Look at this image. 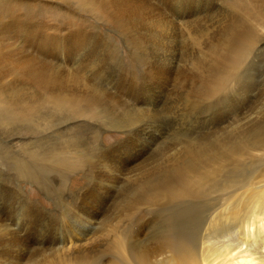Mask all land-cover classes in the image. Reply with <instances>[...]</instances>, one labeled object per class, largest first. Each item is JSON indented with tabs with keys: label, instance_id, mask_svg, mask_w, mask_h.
<instances>
[{
	"label": "rangeland",
	"instance_id": "rangeland-1",
	"mask_svg": "<svg viewBox=\"0 0 264 264\" xmlns=\"http://www.w3.org/2000/svg\"><path fill=\"white\" fill-rule=\"evenodd\" d=\"M86 1L23 0L10 13L28 22L16 45L28 31L37 43L16 51L17 70L0 67V264H165L177 243L197 258L219 247L207 261L225 262L264 222L251 196L264 153L223 146L235 129L220 128L237 117L240 133L264 137V47L248 49L226 88L236 0ZM224 87L248 91L244 107Z\"/></svg>",
	"mask_w": 264,
	"mask_h": 264
},
{
	"label": "bare ground",
	"instance_id": "bare-ground-1",
	"mask_svg": "<svg viewBox=\"0 0 264 264\" xmlns=\"http://www.w3.org/2000/svg\"><path fill=\"white\" fill-rule=\"evenodd\" d=\"M29 1H31V0H29ZM43 1H45V2H50V0H43ZM53 1V0H52ZM84 1H86V0H84ZM88 1V0H87ZM86 1V2H87ZM96 1V0H95ZM98 2L100 1V0H97ZM102 1H104V0H102ZM101 1V2H102ZM107 1V0H106ZM113 1V0H112ZM111 1V2H112ZM122 1H125V0H122ZM137 1V0H136ZM145 1V0H144ZM151 1V0H150ZM23 2V0H0V67L3 69V67L1 66V65H4V64H9V65H11V67L10 66H8L9 68H11L12 69V66L14 67L15 65H12V64H14L13 62H15V58H14V54L16 53V51L17 50H21V49H25L26 48V45L28 46V48H31V45L33 44L32 43V40L34 39L35 40V38H33L31 35H33L34 36V32L32 33V32H30V31H26L27 33L25 34L24 33V35H25V37H23V44L21 45H19V46H17L16 45V31H18V33L19 32H21V31H19L17 28H18V23H19V25H24L23 23L24 22H22L21 23V21H19V18H20V15L18 14V12L16 11V12H14L12 15L10 14L11 13V10H12V8H13V5H14V3L17 5V6H19L21 3ZM111 2H109V3H107V4H110ZM118 2V1H117ZM126 2H128V1H126ZM126 2H125V4H126ZM43 3V2H42ZM105 3V2H104ZM103 3V5H105ZM114 3V2H113ZM112 3V4H113ZM115 3H116V1H115ZM134 3H135V1H134ZM94 4V3H93ZM101 3H99V6H101L100 5ZM128 4H129V2H128ZM96 5H98V4H96ZM114 5V4H113ZM116 5V4H115ZM118 5V4H117ZM117 5H116V7H117ZM121 5H123V4H121ZM130 5H132L131 3H130ZM138 5V4H137ZM107 6H109V5H107ZM107 6H106V9H107ZM119 6V5H118ZM133 6H135V4L133 5ZM133 6L131 7V8H133ZM139 6V5H138ZM235 9H236V14H235V17H234V20H232V21H230V22H226L225 21V23L224 24H226L225 26H226V31L225 32H223V33H225V35L224 36H226L227 35V33L229 34V32H228V28H230L232 25L234 26V24H235V26L234 27H236L235 28V30H232V31H235V43L234 44H231L230 43V40L228 39L229 38V36H228V41L229 42H225V41H227V40H225V41H223V43L225 44V45H223V53H222V59H220V60H222L221 62H222V64H221V62H220V65L223 67V71H221L222 72V75H221V83H223V86H225L226 88L229 86V88H230V86H234V87H236V84L237 83H233V79H234V76H235V74H236V72H237V74H238V70L240 69L239 68V66H240V62H241V59H242V57L244 56V55H247V52H248V49L249 50H253V49H251V48H253V47H258L259 46V44L261 43V46L262 47H264V43H262L263 41H262V39H257L258 38V36L260 35V33L262 32V31H264V30H262V28H264V0H236L235 1ZM95 7V6H94ZM101 7H103L104 8V6H101ZM111 7V10L110 9H108V10H110V11H112V9L114 10V7L115 6H109V8ZM113 7V8H112ZM122 7V6H121ZM126 8H129V6H125ZM124 7V8H125ZM99 8V7H98ZM118 8H120V6L118 7ZM117 8V9H118ZM130 8V9H131ZM135 8V7H134ZM96 9H97V7H96ZM116 9V8H115ZM129 9V12L131 11ZM138 9V8H137ZM104 10H105V8H104ZM120 11H121V9H119ZM128 10V9H127ZM107 11V10H106ZM105 11V12H106ZM109 11V12H110ZM114 11H116V10H114ZM137 11H139V9L137 10ZM108 12V13H109ZM113 12V11H112ZM122 12V11H121ZM124 12V11H123ZM128 12V13H129ZM132 12H133V10H132ZM131 12V13H132ZM107 13V12H106ZM127 13V14H128ZM144 13V12H143ZM146 13V12H145ZM110 14V13H109ZM113 14V13H112ZM115 14H119L118 12H116V13H114V15ZM124 14H125V12H124ZM130 14V13H129ZM133 14H134V12H133ZM132 14V15H133ZM105 15V14H104ZM113 15V16H114ZM121 15H123L122 13H121ZM131 15V14H130ZM129 15V16H130ZM139 15V14H138ZM149 15V14H148ZM171 15V14H170ZM19 16V17H18ZM111 16V15H110ZM120 16V15H119ZM125 16H127V15H125ZM107 17V16H106ZM118 17V16H117ZM175 17V16H174ZM210 17V16H209ZM128 18V17H127ZM155 18V17H154ZM221 18V17H220ZM219 18V19H220ZM113 19V18H112ZM115 19V18H114ZM123 19V18H122ZM130 19V18H129ZM140 19V18H139ZM145 19V18H144ZM35 20V19H34ZM117 20V19H116ZM115 20V21H116ZM118 20H119V18H118ZM133 20V19H132ZM142 20V19H141ZM146 20V19H145ZM144 20V21H145ZM172 20V19H171ZM206 20H207V18H206ZM23 21H25V20H23ZM114 21V20H113ZM42 22V21H41ZM173 22V21H172ZM221 22V21H220ZM119 23V22H118ZM124 23H126V22H124ZM154 23V22H153ZM163 23V22H162ZM171 23V22H170ZM222 23V22H221ZM27 24H28V22H27ZM27 24L26 25H24L21 29H22V31H24V28H25V26H27ZM144 24V23H143ZM48 25V24H47ZM52 25V24H51ZM129 25V24H128ZM133 25V24H132ZM175 25V24H174ZM212 25H213V23H212ZM215 25V24H214ZM49 26V25H48ZM47 26V27H48ZM117 26V25H116ZM137 26V25H136ZM160 26V25H159ZM232 26V27H233ZM50 27H52V26H50ZM135 27V26H134ZM141 27V26H140ZM154 27V26H153ZM161 27V26H160ZM212 27H216V26H212ZM231 27V28H232ZM30 28V27H29ZM45 28V27H44ZM54 28V27H53ZM59 28V27H58ZM176 29H177V27H175ZM225 28V27H224ZM17 29V30H16ZM20 29V28H19ZM20 29V30H21ZM60 29V28H59ZM58 29V30H59ZM62 29V28H61ZM213 29V28H212ZM154 30V29H153ZM161 30V29H160ZM207 30V29H206ZM205 30V31H206ZM209 30V29H208ZM211 30V29H210ZM222 30V29H221ZM32 31V30H31ZM60 32H61V30H59ZM139 31H140V29H139ZM168 31V30H167ZM223 31V30H222ZM230 32H231V30H230ZM30 33H32V34H30ZM56 33V32H55ZM160 33V32H159ZM209 33V32H208ZM57 35H58V33H56ZM64 34V33H63ZM219 34H221V33H219ZM218 34V35H219ZM231 34V33H230ZM22 35V34H21ZM41 35V34H40ZM47 35V34H46ZM54 35V34H53ZM190 35H193V34H190ZM199 35V34H198ZM207 35H209V34H207ZM211 35V34H210ZM216 35V34H215ZM37 36V35H36ZM48 37H49V35H47ZM160 36V35H159ZM194 36V35H193ZM192 36V37H193ZM231 37H232V35H230ZM35 37V36H34ZM40 37V36H39ZM44 37V36H43ZM42 37V38H43ZM60 36H58V38H59ZM158 37V36H157ZM156 37V38H157ZM176 37V36H175ZM38 38V37H37ZM36 38V39H37ZM41 38V37H40ZM52 38V37H51ZM55 38V37H54ZM159 38V37H158ZM197 38V37H196ZM221 38L223 39V37H222V35H221ZM194 39V38H193ZM211 39V38H210ZM230 39H232L233 40V38H230ZM41 40V39H40ZM52 40H54V39H52ZM58 40V39H57ZM57 40L55 41H53V42H57ZM60 40V39H59ZM220 40V39H219ZM219 40H217V41H219ZM37 40H35V42H36ZM60 41H62V40H60ZM161 41V40H160ZM216 41V40H215ZM221 41V40H220ZM141 42V41H140ZM204 42V41H203ZM202 42V43H203ZM210 42V41H209ZM213 42V41H212ZM212 42H210V43H212ZM37 43V42H36ZM40 43V42H39ZM43 43H45V44H50V38H49V41H48V39H46L45 38V41H43ZM54 43V44H55ZM215 43V42H214ZM218 43V42H217ZM41 44V43H40ZM44 44V45H45ZM58 44V43H57ZM221 44V43H220ZM35 45V44H34ZM47 45H45L46 47H49V45L47 46ZM33 46V45H32ZM78 46V45H77ZM165 46V45H164ZM261 46H259V47H261ZM38 47H39V45H38ZM38 47L36 46L35 47V51L38 49ZM41 47V46H40ZM51 47V46H50ZM219 47V46H218ZM37 48V49H36ZM43 48V47H42ZM41 48V49H42ZM45 48V47H44ZM217 48V47H216ZM220 48V47H219ZM34 49V48H33ZM40 49V50H41ZM51 50V49H50ZM50 50H48V51H50ZM214 50V49H213ZM212 50V51H213ZM217 50H219L218 48H217ZM222 50V49H221ZM255 50V49H254ZM34 52V51H33ZM41 52H43V51H41ZM47 52V51H46ZM209 52V51H208ZM221 52V51H220ZM251 52V51H250ZM45 53V52H44ZM44 53H43V55H44ZM174 53V52H173ZM18 54V53H17ZM16 54V55H17ZM32 54V53H31ZM30 54V55H31ZM251 54V53H250ZM45 55H47L48 57H51V56H56V55H58L55 51L54 52H49V53H45ZM46 56V57H47ZM215 56V55H214ZM218 57H219V55H218ZM35 58V57H34ZM211 58H212V56H211ZM17 59H18V57H17ZM51 59V58H50ZM217 59H219V58H217ZM20 60H22L21 58H19V61ZM214 60H216V57H214ZM217 61V60H216ZM215 61V62H216ZM219 61V60H218ZM218 61L216 62V63H218ZM214 62V61H213ZM22 63H24V62H22ZM22 63H19V64H22ZM214 64V63H213ZM219 64V63H218ZM246 64V63H245ZM23 65V64H22ZM29 66V65H28ZM38 66V65H37ZM36 66V67H37ZM207 66V65H206ZM208 66H210V65H208ZM5 67V66H4ZM16 67H17V65H16ZM19 68H20V66H18ZM214 67V66H213ZM23 68V67H22ZM27 69H28V67H26ZM34 68V67H33ZM5 69V68H4ZM8 69V68H7ZM16 68L14 67V70H15ZM30 69H31V67H30ZM29 69V70H30ZM217 69V68H216ZM222 69V68H221ZM220 69V70H221ZM17 70V69H16ZM19 70V69H18ZM24 70V69H23ZM208 70V69H207ZM209 70H211V69H209ZM218 70V69H217ZM3 71V70H2ZM1 71V72H2ZM34 71V70H33ZM213 71V70H212ZM0 72V74H2ZM7 72V71H6ZM17 72V71H16ZM27 72V71H26ZM31 72H32V69H31ZM30 72V73H31ZM52 72H54V71H52ZM23 73H25L24 71H23ZM46 73V72H45ZM4 74V73H3ZM11 74V73H10ZM14 74V73H13ZM210 74H211V72H210ZM17 75V74H16ZM24 75V74H23ZM40 75V74H39ZM214 75V74H213ZM55 76V75H54ZM58 76V75H57ZM25 77V76H24ZM29 77V76H28ZM216 77V76H215ZM31 78V77H30ZM29 78V79H30ZM81 78V77H80ZM206 78H208L207 76H206ZM213 78V77H212ZM217 78V77H216ZM218 78V79H219ZM13 79V78H12ZM62 80V79H61ZM84 80V79H83ZM206 80V79H205ZM207 80H210V79H207ZM210 81H212V80H210ZM216 82V80H214L213 79V81L212 82ZM36 82V81H35ZM38 82V81H37ZM41 82V81H40ZM51 82V81H50ZM53 82H55V81H53ZM31 83V82H30ZM68 84V83H67ZM231 84V85H230ZM54 85V84H53ZM218 86L220 85V82L217 84ZM216 85V86H217ZM6 86V85H5ZM212 87H213V85H211ZM224 87V89L226 90L225 92L227 93L229 90H227L226 88ZM240 87H242V86H240ZM219 87H217V89H218ZM231 88H233V87H231ZM237 88V87H236ZM0 89H2V88H0ZM58 89V88H57ZM209 89V88H208ZM245 89V88H244ZM7 90V89H6ZM69 90V89H68ZM209 90H211V89H209ZM213 90H214V87H213ZM220 90H221V88H220ZM1 91V90H0ZM64 91V90H63ZM212 91V90H211ZM216 91V90H215ZM234 92H233V95H232V93H229L228 92V95H232V100H233V103H234V108L235 109H237V111H238V108L240 107V106H242L243 105V107H244V104H245V102H246V99L248 98V91L244 94V93H241V92H239V91H237L236 89H234L233 90ZM223 92V91H222ZM221 92V93H222ZM70 93V92H69ZM213 93V92H212ZM211 92H210V94H212ZM215 93V92H214ZM217 93V92H216ZM209 94V93H208ZM214 95V94H213ZM216 95V94H215ZM220 95V94H219ZM227 95V94H226ZM225 95V96H226ZM217 96H218V94H217ZM217 96H216V98H217ZM64 97V96H63ZM210 97V96H209ZM212 97V96H211ZM211 97H210V99H211ZM228 97V96H227ZM228 99V98H227ZM223 100V99H222ZM213 101V100H212ZM221 102V101H220ZM208 103H209V101H208ZM232 104V103H231ZM235 109H233L234 111H235ZM240 109H242V107L240 108ZM234 113H236V111L234 112ZM234 116V115H233ZM237 116V115H236ZM248 117H249V113H245L244 114V119H248ZM229 118V117H228ZM233 118V117H232ZM237 118V117H236ZM234 119V120H232V122H227L226 123V121H222L221 122V124L222 123H224L225 122V124L222 126V127H220L221 129H224V128H226L227 129V127H231L232 129H235V131H232V132H234V133H228V135H229V137H228V139H230L231 140V142L230 141H226V133L227 132H230L229 131V129H228V131L224 134V132H223V134L225 135L224 136V141H226L224 144H222L223 146L224 145H229V146H232L234 149H241V151H242V149H244L245 150V148L247 149V148H249V151L251 152V150H257V151H261V153H262V155H263V153H264V137L260 134V132H259V130H258V127L256 128V129H253V132H247V130L246 131H244L243 132V130H242V132L240 133L239 131H238V123L240 122V120L238 121V119ZM242 119H243V117H242ZM231 120V119H230ZM156 121V120H155ZM247 122V121H246ZM220 124V123H219ZM237 125V126H236ZM245 125V124H244ZM240 126V125H239ZM253 128V127H252ZM225 129V130H226ZM224 131V130H223ZM249 131V130H248ZM220 133H222V132H220ZM231 134V135H230ZM233 135V136H232ZM221 136V135H220ZM217 137H219V136H217ZM208 138V137H207ZM221 138V137H220ZM210 139V138H209ZM222 139V140H223ZM210 141V140H209ZM221 141V140H220ZM211 142V141H210ZM231 143V144H230ZM208 145V144H207ZM221 144L220 145H218L219 147L220 146H222ZM209 147V146H208ZM209 148H212V146L211 147H209ZM228 148H230V147H228ZM213 150V149H212ZM211 150V151H212ZM219 150V149H218ZM232 150V149H231ZM210 151V150H209ZM263 151V152H262ZM229 152H231V151H229ZM235 152V151H234ZM237 152H239L238 150H237ZM248 152V151H247ZM249 152V153H250ZM207 153V152H206ZM215 154V153H214ZM214 154H212V155H214ZM231 154V153H230ZM234 154V153H233ZM236 154V153H235ZM255 154V153H254ZM220 155V154H219ZM209 156H210V154H209ZM217 156V155H216ZM237 156V155H236ZM242 156V155H241ZM250 156V155H249ZM260 156V155H259ZM215 157V156H214ZM218 157V156H217ZM217 157H215V158H217ZM232 157H234V155H232ZM239 157V156H238ZM238 157H235V158H238ZM215 158H214V160H215ZM208 159V158H207ZM220 159V158H219ZM227 159V158H226ZM232 159V158H231ZM211 160H212V158H211ZM245 160V159H244ZM210 161V160H209ZM218 161V160H217ZM223 161V160H222ZM225 161H227V160H225ZM246 161V160H245ZM215 163V162H214ZM220 163V162H219ZM223 163V162H222ZM239 163V162H238ZM211 166H212V164L211 163H209ZM208 164V165H209ZM221 164V163H220ZM206 165V164H205ZM218 165V164H217ZM225 165V164H224ZM239 165V164H238ZM237 165V166H238ZM222 166V165H221ZM207 167V166H206ZM216 167V166H215ZM218 167H219V165H218ZM208 168V167H207ZM210 168H212V167H210ZM209 169V168H208ZM213 170L215 169V168H212ZM212 169H209V170H211L212 171ZM219 169H221L222 170V168H219ZM208 170V171H209ZM234 171V170H233ZM207 172V171H206ZM207 174V173H206ZM211 174V173H210ZM216 174H218V176H219V173H218V171L216 170ZM214 175V174H213ZM212 175V176H213ZM264 175V174H263ZM210 176V175H209ZM216 176V175H215ZM217 177V176H216ZM209 178V177H208ZM214 180H215V178H213ZM217 179V178H216ZM211 181V180H210ZM218 183V182H217ZM233 183V182H232ZM206 184H208V182L206 183ZM210 184V183H209ZM229 184V183H228ZM264 185V184H263ZM222 189V188H221ZM251 196H252V204H253V207L254 208H257V209H262V210H264V186H258L257 187V190H253V192L251 193ZM252 204H251V207H252ZM260 213V212H259ZM262 223V222H261ZM259 224V227L257 226V228H256V226L255 227H249L250 228V230H249V232L248 231H246L244 234V236H245V238H244V240L241 242V244H240V242H238L239 243V245L237 244V246H232L233 248H236V250L233 252V253H231L230 255H229V257H228V259L224 262V261H222V263H211V264H264V232H263V230H261V228H260V226H262L263 225V223L262 224ZM258 225V224H257ZM263 228L262 229H264V225L262 226ZM252 228H256L257 230H261L260 231V233H257V234H255V232L253 231V229ZM260 228V229H259ZM255 230V229H254ZM256 230V232H258ZM14 240H16V239H14ZM242 240V239H241ZM14 242V241H13ZM12 242V244L14 245L15 243H13ZM88 242V241H87ZM86 243V241L84 240V239H73V240H71V239H68V240H66L63 244H65V245H63V246H65L66 248H70V247H76V246H80V245H84ZM118 243H120V241L118 242ZM222 243H224L223 241H222ZM12 244H10L9 243V245H12ZM178 244V243H177ZM177 244H176V246H177ZM183 244H184V242H183ZM212 245V244H211ZM227 245V247L228 246H230V244L228 245V244H225V246ZM234 245V244H233ZM62 246V247H63ZM121 246V245H120ZM175 246V248H174V251H173V249L171 250V251H173V252H171V254H169V256H168V254H166L167 256H168V258H166V259H169V261L168 260H166V259H164V260H166L167 261V263L168 264H210V262H208L207 261V257L210 255V252L212 251L213 253H218V249H219V247H218V249H210L211 247L209 246L208 247V249H210V250H208V252L207 253H205L204 252V254L202 255V252H201V258H197L194 254H192V253H188V252H186V247H184V246H182L184 249L183 250H185V252L183 251H180L182 248L180 247V250L177 248ZM212 246H214L215 247V245H212ZM187 247H189V246H187ZM64 248V247H63ZM178 249L177 251L175 250V249ZM203 248V247H202ZM232 248V249H233ZM123 249V248H122ZM190 249V248H189ZM189 249H187V250H189ZM224 249H227L226 247H224ZM230 249V248H229ZM193 250V249H192ZM207 251V250H206ZM232 250H230V252H231ZM189 252H191L190 250H189ZM170 253V252H169ZM194 253V252H193ZM212 254V253H211ZM197 255V254H196ZM7 256H9V254H7ZM144 256V255H143ZM199 256V255H198ZM140 257V256H139ZM8 258V257H7ZM226 258V257H225ZM141 259H144V258H141ZM163 260V259H162ZM162 260H160V261H162ZM68 261V260H67ZM147 261V260H146ZM159 261V262H160ZM211 261V260H210ZM64 262H66V260L64 261ZM69 262V261H68ZM71 262V261H70ZM150 261L148 260V262L147 263H149ZM142 263H144V264H146V262H142ZM163 263V262H162ZM167 263H165V264H167ZM137 264V263H136Z\"/></svg>",
	"mask_w": 264,
	"mask_h": 264
}]
</instances>
